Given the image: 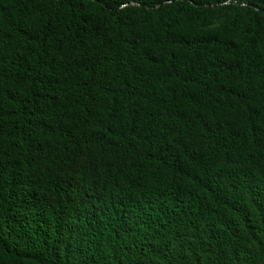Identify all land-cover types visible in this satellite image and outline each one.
Instances as JSON below:
<instances>
[{
	"label": "trees",
	"instance_id": "16d2710c",
	"mask_svg": "<svg viewBox=\"0 0 264 264\" xmlns=\"http://www.w3.org/2000/svg\"><path fill=\"white\" fill-rule=\"evenodd\" d=\"M0 264H264V0H0Z\"/></svg>",
	"mask_w": 264,
	"mask_h": 264
}]
</instances>
